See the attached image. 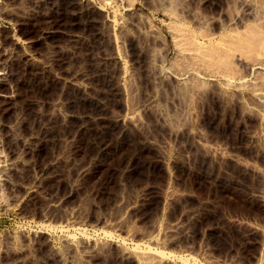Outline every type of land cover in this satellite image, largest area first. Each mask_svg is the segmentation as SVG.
<instances>
[{"label": "rangeland", "instance_id": "rangeland-1", "mask_svg": "<svg viewBox=\"0 0 264 264\" xmlns=\"http://www.w3.org/2000/svg\"><path fill=\"white\" fill-rule=\"evenodd\" d=\"M106 1L0 0V9H3L0 11L5 10L0 12V37L12 41L18 51L30 54L33 70L40 68L43 59L46 61L56 55L64 58L67 73L98 75L89 83L93 89L89 91L90 98H84L72 88L66 89L76 112H101L110 118L122 110L123 105L140 104L143 97L152 92L158 94L160 106L153 112L142 113L141 123L128 130L129 145H123L106 158L96 173L82 182L79 193H73L74 202L62 206L59 211L48 205L52 204L53 197L68 194L71 185L77 182L74 168L65 160L66 141L60 118L53 115L48 105L26 112L18 109L6 115V121H12V138L28 140L30 150L20 154L22 157L17 155L9 161V166L0 169V264H137L131 258L121 260L117 249L121 246L126 250L164 252L172 259L171 263L164 264H264L263 253L258 247L259 233L264 229V199L256 196L263 187L264 169L255 161L257 168L263 171L245 167L254 163L251 159L248 162V157L255 153V143L247 139L246 131L256 130L258 126L255 117H245L243 113L248 103L244 99L239 103V92L229 89L232 92L224 93L205 82L198 81L202 86L198 84L201 92L198 99L190 94L189 87L180 91L167 80L161 86L151 79L159 64L157 60L172 62V65L179 62L175 49L170 47L175 26L185 27L198 42L207 43L205 34L217 40L221 28L230 26L241 31L247 26L245 24H254L264 10V3L251 0L255 10L262 11L255 13L252 9L253 16H243L246 12L243 0H140L144 8L139 14L145 15L141 26L151 25L154 33L150 35L140 23L136 27L141 29L121 27L125 21H131L124 8L126 5ZM234 14H239V18L243 16L241 21H235ZM109 17L113 18V25L105 23V18ZM49 25L57 27L55 35H50V41L46 39L45 44L31 48L30 39ZM170 26L173 28H168ZM111 54L116 56L114 60L103 59ZM232 64L240 71L239 75L251 78L238 61L234 59ZM122 65L128 67L132 75L131 83L136 91L133 97L110 92L116 88V75ZM228 82L239 83L236 78ZM47 88L44 98L48 102L57 99L63 90L61 84ZM233 92V96H228ZM187 104L194 107L195 115L186 121V129L184 127L175 135L176 127L155 118L161 107L167 106L169 110H166L173 113ZM17 112L21 113L20 120L13 121ZM45 114L51 115L53 124L44 133L43 128L48 123ZM191 123L197 125L206 144L229 151L239 162L214 155L208 145H199L189 131ZM115 136L113 131L101 135L102 141L110 145ZM164 142L168 146L160 149L159 144ZM161 156L171 158L167 165L159 160ZM34 185L37 189L33 193L31 186ZM145 191L149 194L142 199ZM84 238L101 246L96 255L89 256L91 259L79 251ZM15 250L21 251V255H13Z\"/></svg>", "mask_w": 264, "mask_h": 264}, {"label": "bare ground", "instance_id": "bare-ground-1", "mask_svg": "<svg viewBox=\"0 0 264 264\" xmlns=\"http://www.w3.org/2000/svg\"><path fill=\"white\" fill-rule=\"evenodd\" d=\"M107 1H109V0H107ZM136 1L135 2H133V0H112V1H110V3L112 2V3L117 4V5H122V4L126 5V7L124 6V8L127 10L126 12H128L127 14L130 17L131 21H125V23L122 22L123 26H121V27H123L125 29H127L130 26L136 27L137 24H139V23H140L139 26H141V23H143V21L145 22V20L143 19V17L145 15H143V17H142V15H140L141 13L139 14V12H141L144 8L143 4L141 3L140 0L137 2ZM203 2H205V1H203ZM240 2H242V1H240ZM262 3H264V0H262ZM85 6H88V5L86 4ZM197 6H198V4H197ZM242 6L245 8V11H246L243 14V16H246V15L248 16L249 14H251L250 11L252 9L255 10L254 5H252L251 0H243ZM262 6H264V4ZM240 8H242V7H240ZM262 8L264 9V7H262ZM256 10H258V9L256 8ZM256 10H255V13H256ZM0 12H5V10L0 11ZM257 12H259V10ZM237 13L238 12H236V14ZM238 15L234 14V20L235 21H241V18H243V16L241 18H239ZM260 15L261 16L258 17V20L260 18V22L256 19L255 22L256 21H258V22L255 23L254 19H253L254 17H252L253 16L252 15L251 19H253L254 24H252V25L250 23H248L249 25L245 24L247 26L242 28L241 31L236 30L230 26L227 29L221 28L222 30L220 29V36L217 40L216 39L211 40L209 37L210 34L204 33L205 35H207L206 37L208 38L207 43L198 42L194 38V36H192L191 33L187 32V29L185 27H182L179 24H177L181 28L179 26H175L176 28L173 29V30H175V32H174V38L171 40L170 47L173 50L175 49V51H176L175 54H177L176 58L179 59V62L176 65L175 64L172 65L171 64L172 62L168 63L167 61L165 62L163 60H157L159 63L158 64L156 61V63L158 64V66H157L158 69L157 68L154 69V72H152L153 78H151V79H154L153 81H155L156 83L158 82V85L163 84L164 81L167 80L168 82L172 83L173 86H175V89H179V90L181 88L183 89V88L189 87V89L191 91L190 94H192V96L194 95L195 98H198V99L201 98L200 97L201 94H198V93H201L198 91L199 90V88H198L199 82L198 81L208 83L209 85H211V87L216 86L217 88H219L224 93H225V91H227L229 89H231L232 91H234L236 93L239 92L237 94L238 99L241 98L239 100L240 101L239 103L243 102L242 99H244L248 103L247 104L248 107H246V110L243 112L245 117L253 116L256 118L257 123H258L256 130H251V129H250V131L245 130L247 139H249V141L255 143V153L249 155L248 162L250 159H251V161L253 160L252 162H254V161L260 162L261 167H263V169H264V10L260 13ZM171 16L173 17L175 15L173 14ZM176 16H178V15H176ZM195 17H193V19ZM255 18H256V16H255ZM105 19H106L105 23H107V24L112 23L114 21L113 18L111 19L110 17L105 18ZM197 21H198V18H197ZM174 24L176 25V23H174ZM174 24H173V26H174ZM104 25L106 26V24H104ZM111 25H113V23ZM242 25H243V23H242ZM45 26L47 27V25H45ZM150 26L151 25L144 26V27L141 26V27H142V29H145V32L147 34L151 35L154 33V29H152V27H150ZM173 26L172 27L170 26L168 28L172 29ZM121 27H120V29H122L124 31L125 29H123ZM133 27H132V29H133ZM54 28L50 27V25H49V27L44 28V30L42 28L43 31L39 32L37 35H36V33H34V35H36V36H34L32 39H30V42H28L29 46H31V48L35 46V48H36V46L39 45L40 43L45 44L44 41L46 39H48V37L50 35L54 34ZM136 28L138 29L140 27H136ZM57 30L58 29H56V31ZM206 30H207V28H206ZM56 31H55V33H57ZM203 35H199V36L204 37L205 35L204 36ZM4 38L0 37V169H4L5 167L9 166V164H10L9 161H12L13 158L16 157L17 155L21 156L20 154L28 153L30 150L29 142H27L28 140H24L23 138H19V139L18 138L17 139L12 138V136L10 134V123L12 121L7 122L5 119L6 115H9L12 111H14V110L16 111L18 109L21 112H26V111L32 109L33 107H36V108L41 107V109H43L45 107V105H48L52 109V111L54 113L53 115L57 118H60L61 123L64 127V138H65L64 140L66 141V145H65V158L66 159L65 160L69 166L72 165V167L74 168L73 170H74L75 175H76L75 180L78 182V183L76 182V184L73 183L74 185L70 184L71 187L69 189L70 192L68 194H66L64 196L63 195L57 196L55 198L53 197L52 204L50 203V205H48V206L52 210H58L59 211V209H61L62 206L65 207L66 204H68L70 202H74L75 196L73 197V193H79V191L81 190V187H82V182H85V180L87 179V176L94 175L96 173V171L100 168V166L104 163L106 158L110 157V155L112 153L116 152L118 149L123 147V145H126L130 142L129 137H128V130L130 127L138 126V124L141 123L140 117H141L142 113H145L148 111L153 112L154 110L158 109L157 107H160V106H158L159 103L157 101V99H159L158 94L156 92H152V93L147 94L146 97H143V99H142L143 101H141L140 104L139 103H136L134 105L133 104L132 105L125 104V105H123L122 110H120V111L118 110L117 113L114 114L113 116L111 115L112 117L110 116V118L109 117L107 118L106 115L100 114L101 112L100 113L76 112L74 110L75 105L73 106L72 99H70L69 98L70 96L68 97V95L66 94V89L68 87L72 88L73 90H77V91L81 92V94L84 96V98H90L89 91H90L91 87H90L89 83H93L98 78V75L92 74V73L91 74H88V73H84V74L83 73L82 74L67 73L66 70L64 69V65H65L64 64V61H65L64 58L63 57H62L63 59L58 58L56 55H53L54 57H51V58L49 57L48 60H46V61H43L44 60L43 59L42 60L43 62L41 61V64H40V68L38 70H33L32 69L33 67L32 68L30 67V64H31L30 62L33 60L32 57H30V54H28L24 51H22V52L18 51V49H16L15 44L12 43V41H8ZM115 39H114V43L116 44L117 39L116 40ZM48 41H50V40L48 39ZM37 49H38V47H37ZM164 50H165V48H164ZM166 50H165V52H166ZM162 53H163V51H162ZM31 56H32V54H31ZM109 56H103V59L110 62V61L114 60L116 57V56L112 57L113 56L112 54H111V57H109ZM161 57H163V55ZM164 57H165V55H164ZM178 59L176 61H178ZM234 59L242 65L243 69L242 68L241 69L244 70L245 73H249L251 78L249 77L248 79H245L244 75H241L242 73L239 75L240 71L236 70L234 67L235 64H237V63H235L234 66L232 64ZM164 60H165V58H164ZM127 68H125L123 65L121 66V69L118 71L119 73L116 75L117 80L115 79L116 80V82H115L116 88L110 89L111 93L114 94L118 91L120 93H123L121 95L122 97L124 94L125 95H131V97H133L135 95L134 92H136V91H135V89L131 83V78H132L131 76L132 75L130 74V71ZM99 72L102 73L100 70H99ZM103 72H105V71H103ZM145 77H146V75H145ZM233 78L238 79L239 83L237 82L236 84H234L235 82L234 83L228 82L229 79H233ZM189 81H193V83H189ZM56 84H61L63 86V90L58 95V98L56 97L57 99L52 98V100H50V102L46 101L45 95L47 93L45 92V89L47 87L49 88V86H53ZM230 84H232L231 87H229ZM199 85H200L199 87L202 88L201 84H199ZM205 85H207V84H205ZM172 89H174V87ZM189 89H187V90L189 91ZM92 90L93 89H91V91ZM180 91H182V90H180ZM232 91L229 90V92H232ZM234 92L232 93V95H228V96H233ZM179 93L180 94H183V93L186 94V91L183 93H181V92H179ZM226 93H228V92H226ZM224 95H226V94H224ZM44 96H45V98H44ZM114 97H115V95H114ZM237 97H235V98H237ZM93 99H91V101ZM238 99H235V100H238ZM167 101H169V100H167ZM166 107H165V109H164V107H161V110L160 109L157 110L158 117H155V118H158V120L161 121L162 123L168 122L169 124H172L174 126V128L176 127V129H174V130L172 129L174 132V135L177 134L178 132H180L181 129L184 130V127L186 129V126H185L186 125L185 123H187L186 121H188V119L191 120V118L194 117L195 112H196V110L194 111V107L192 106L193 107L192 108L190 106V104H187L185 106V108H183L179 112L177 110L174 111L173 113L171 112L172 114L166 110V109H168ZM48 110H49V108H48ZM41 111H40V116L42 117L43 112L41 113ZM171 111H172V109H171ZM18 112L14 115L15 117L13 118L14 119L13 121H15V120L19 121L20 120L19 115L21 113L18 114ZM113 113H115V112L113 111ZM51 115H52V112H51ZM51 115L45 114V117L47 118L48 123L43 128L44 133L48 132L51 128V125L53 124V122L50 120ZM255 118H254V121H255ZM195 125L192 124L191 128L190 129L187 128V129H189L191 134H193L194 138H196L197 143L199 145L207 146L208 144H206L205 138L202 137L203 134L200 133V130L197 129L198 128L197 125L196 126ZM244 127H246V126H244ZM66 129H67V131H66ZM106 131L116 132L115 140H114L112 145H110V143L108 144L107 142L102 141L101 135H102V133H105ZM86 140H89L88 143L90 141H92V143L86 144V142H85ZM142 140H144V139L142 138ZM83 141L85 143H83ZM150 141L152 144H154V142H152V140H150ZM142 143H143V141H142ZM159 146H160V149H162V148H166L168 145L166 142H164V143H160ZM207 147H208V150H210L211 153H213L214 155H218L221 157L223 156L227 159L239 162V158H237L234 154L230 153L229 151L228 152L223 151L219 146L217 147V146H213V145L212 146L208 145ZM14 148H15V150L16 149L17 150L15 151ZM156 148H158V147H156ZM90 150H91V152L89 153ZM161 157L159 158V160L162 161V164H166V165H167V161H169L171 159V158L169 159V156L162 157V158ZM254 163L253 164L249 163L248 165L245 164L246 165L245 167H249V168L251 167V169L256 171V172L263 171V170L258 169L259 168L258 165L256 163L255 164ZM255 165H257V166H255ZM262 182H263L262 183L263 187L260 186L261 188L258 191V194L256 196L262 197V199H264V180ZM31 187H32V192L34 193L37 189L36 188L37 186L34 185ZM148 194L149 193H147V192L144 193L142 199H145ZM252 194H254V193H252ZM145 201H143V203H145ZM262 204H263V202H262ZM50 212H53V211H50ZM55 213H57V212L55 211ZM257 230H258V228H257ZM259 234H261V240L258 244L259 245L258 247H260V252L263 253V257H264V229L260 230ZM90 241H89V239L87 240L86 238H84V239H82L81 244L80 245L78 244L79 249L81 248L79 251H81L85 256H88V257L90 255L92 256V254L96 255L95 253H96L97 249L99 247H101V246L96 245V244H91ZM117 249L120 250L119 254H120L121 260L126 259V258H131V259L135 260L137 264H164V263H171V260H172L169 258V255H166L164 252H161V251L149 250V249L148 250L147 249L146 250H140V249L139 250L138 249L126 250L125 248L123 249L122 246H121V249H119V247H117ZM257 251H258V249H257ZM21 253H22L21 251L19 253V250H15L13 255L17 254V256H19L18 254L21 255ZM261 253H260V255H262Z\"/></svg>", "mask_w": 264, "mask_h": 264}]
</instances>
